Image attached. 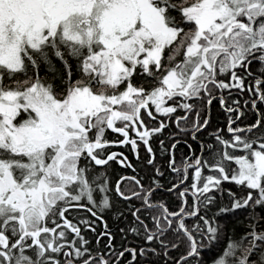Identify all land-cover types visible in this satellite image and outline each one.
<instances>
[{
    "label": "snow or ice",
    "instance_id": "6c2138e0",
    "mask_svg": "<svg viewBox=\"0 0 264 264\" xmlns=\"http://www.w3.org/2000/svg\"><path fill=\"white\" fill-rule=\"evenodd\" d=\"M209 261L264 264V0H0V264Z\"/></svg>",
    "mask_w": 264,
    "mask_h": 264
},
{
    "label": "trees",
    "instance_id": "16d2710c",
    "mask_svg": "<svg viewBox=\"0 0 264 264\" xmlns=\"http://www.w3.org/2000/svg\"><path fill=\"white\" fill-rule=\"evenodd\" d=\"M248 94L244 93V98H247ZM234 99L238 98V97H233ZM211 116H212V124L215 127H220L223 129L224 127V115L222 114V110L219 106L218 101L213 100L212 105H211ZM154 123V122H153ZM182 127H184V125H182ZM215 130V128H209L208 131L209 132H213ZM175 133L177 135V139H181V140H187V143L189 144H193V148H196V144L193 143V141L190 138V134H185L180 132L176 126L174 124H172L170 127L166 128L163 130L162 135L160 136L161 140L165 141V146H167L169 140L172 138V134ZM207 135V133H205V136ZM153 149L154 151L157 153V157H156V162L160 165H163L165 163V161L162 159V157L164 156V152L160 150V145L155 142V140L153 141ZM140 155L143 158V156L145 155L143 148L141 147L140 149ZM187 155V148L185 147V145L183 143L178 144L177 149L175 150V159L177 161V163L179 164L181 162V159L183 156ZM130 157H131V161L133 162L134 165H136V160L134 158V156L131 154L130 152ZM142 167V162L139 166L136 167V171H130L129 173L126 174H130V175H135L137 173H139L138 178H142L144 173L140 170ZM109 170H115L117 173H121V172H126L125 169L120 168L118 165H116L115 163H112V166ZM166 174H167V170ZM109 179H111V177H109ZM185 183H188V181H185ZM223 188L225 190H231L233 192H238V186H236L234 183H230V182H223ZM219 195H218V199H219ZM224 203H227V195L225 194L224 197ZM83 216V214H81ZM107 219V217H106ZM110 227L115 230V224L112 223L110 221ZM121 227H123V225H121ZM100 229L98 228L97 231H99ZM85 238L88 239L90 241V243L98 248V249H103L104 246V240L103 238L101 239V241L99 243L96 242L94 235L90 232V231H86L84 233ZM127 255V254H126ZM210 264V261H209Z\"/></svg>",
    "mask_w": 264,
    "mask_h": 264
},
{
    "label": "flooded vegetation",
    "instance_id": "af4514ba",
    "mask_svg": "<svg viewBox=\"0 0 264 264\" xmlns=\"http://www.w3.org/2000/svg\"><path fill=\"white\" fill-rule=\"evenodd\" d=\"M106 134H107V137H108L109 139H113V138H115V137H114V134H113L110 130L107 131ZM176 137H177V135H176ZM111 150H112V151H117V152L123 151L124 154L127 155L128 158H129V160L131 161L130 151L127 150L125 147H121V146H113ZM134 158H135V157H134ZM135 160H136V159H135ZM111 166H112V164L110 165V168H111ZM129 172H130V170H126V172H121L120 174H124V175L131 176L130 174H126V173H129Z\"/></svg>",
    "mask_w": 264,
    "mask_h": 264
}]
</instances>
